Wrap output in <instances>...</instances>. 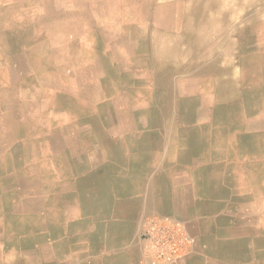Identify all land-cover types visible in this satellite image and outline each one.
<instances>
[{
  "label": "bare ground",
  "instance_id": "1",
  "mask_svg": "<svg viewBox=\"0 0 264 264\" xmlns=\"http://www.w3.org/2000/svg\"><path fill=\"white\" fill-rule=\"evenodd\" d=\"M219 2L0 0V186H13L16 197L15 209L3 216L0 206V221L13 231L3 237L0 264H77L74 257L80 261L83 253L102 248L105 242L90 235L87 224L58 220L88 211L83 195L108 186L103 160L121 155L139 158L127 164L131 173H146L150 157L168 158L161 166L165 176L156 178L159 188L172 172L183 180L192 172L220 170L217 164L198 166L197 158L224 155L236 163L225 164L231 176L229 182L219 178L222 185L243 191L251 185L252 199L261 205L264 19L253 20L256 6L233 16ZM214 24L219 30L210 35ZM227 27L237 38L230 60L221 50L220 29ZM205 39L212 42L201 65L173 71L171 55L154 54V43L162 40L194 53ZM238 72L242 80L236 83ZM79 120L89 127L81 129ZM238 169L246 175L238 176ZM77 177L90 183L80 186ZM111 183L120 193L126 179L112 177ZM152 225L163 238L171 234L174 246L180 239L184 253L168 261V250L159 248L154 257L152 243L143 238ZM176 225L182 233L172 229ZM134 231L137 238L119 264H178L201 247L188 222L171 214L146 215ZM262 247L264 239L257 240L254 262L260 264Z\"/></svg>",
  "mask_w": 264,
  "mask_h": 264
},
{
  "label": "crops",
  "instance_id": "2",
  "mask_svg": "<svg viewBox=\"0 0 264 264\" xmlns=\"http://www.w3.org/2000/svg\"><path fill=\"white\" fill-rule=\"evenodd\" d=\"M2 13L0 12V14ZM201 47L202 45L198 44V49ZM186 48H190V46ZM203 60L205 61L202 55L196 58L195 53L191 54L190 52L184 58V66L189 63L201 65ZM171 61L170 64H175L173 57ZM219 64L224 63L220 62ZM258 108L264 110V108ZM204 154L197 158L202 161L198 166L217 164L221 167L220 170L205 169V172H192L191 174V169H188L186 171H189L190 176L183 180H179L180 174L172 172L169 176L171 179L165 181V188H159L156 178L165 176L161 166L162 162L168 158L150 157L146 165L148 168L146 173L143 171L129 172L127 164L132 165L139 161V158L131 154L104 159L102 164L109 167V170L103 174L104 180H108L107 189L93 195L83 192V194L85 193L83 197L85 196L90 202L88 211L75 217L62 218L58 222L87 224L86 230L90 232V235L105 243L102 248L83 253L86 255L80 261L74 257L72 262L77 264L79 262L83 264H119L118 262L124 257V250L126 253L130 242L137 238V230L134 231V228L139 227L141 219L146 215L159 213L185 219L191 234L196 236L201 243L200 250L190 253L178 264H260L263 260L254 262L255 252H260V249H255L254 246L257 240L264 239V187L261 189L263 192L259 194L261 196L263 193L259 197L262 206H258L254 203L253 196L256 191L251 185H247L248 191H243L241 188L234 189L229 184L223 186L219 180L224 176L229 182L231 172L228 167H225V164L236 163V161L229 160L224 155L215 157L211 152ZM222 154H226V151ZM169 160H172V163L176 161L172 157ZM236 174L240 177L246 175L244 170L239 169ZM106 177L126 179V186L121 189L120 193H117L116 187H112L111 178ZM77 179L80 186L90 183L89 179H85V177H77ZM81 191L77 192L76 196H79ZM13 193L15 194L13 186H0L2 216L5 211L15 209L16 197ZM239 199L243 201L240 202ZM195 202H197V206ZM143 206L145 209L142 208ZM38 213L44 212L40 209ZM0 224L3 229L0 228V233H2L0 234V246H2L5 242L3 237L13 234V231H6L7 226L2 219ZM27 231L28 229L25 230V232ZM262 248L264 249V247ZM15 253L18 254V251H14Z\"/></svg>",
  "mask_w": 264,
  "mask_h": 264
},
{
  "label": "rangeland",
  "instance_id": "3",
  "mask_svg": "<svg viewBox=\"0 0 264 264\" xmlns=\"http://www.w3.org/2000/svg\"><path fill=\"white\" fill-rule=\"evenodd\" d=\"M219 1H220L219 2L220 7L223 10L231 11L233 16H235V14H239V16H243L248 11H250L252 6H256L255 7L256 10L252 12L254 14L253 20L264 19V10L262 9V4H264V0H219ZM74 9H79V6H75ZM234 10H236V11H234ZM109 18H111V16ZM211 21H213V20H211ZM232 21L233 22L231 24H234V19ZM244 23H246V22L244 20H242V23H240L239 26L244 25ZM211 25L213 26V23ZM215 25L216 24H214V26ZM218 25L220 26V24H218ZM218 25H216L215 27H210V31H211L210 35L217 34V31L219 30V28H216V27ZM220 30L222 32V37H223L222 40H224L223 42L225 43V46L223 48H221L222 56L225 59L230 60L233 57L232 56L233 52H234L233 48H234L235 44L237 43V42H235V40L237 38L232 36L233 32H231L230 27L220 29ZM219 39H220V37H219ZM164 41H166V40H162V42L154 43V45H153L154 54L155 55H157V54L171 55V57H173L175 60V62H174L175 64L172 65V70L176 71L177 69H180L182 66L185 65L184 64V58L186 56H188V54L190 53V50L188 48H186V46H184V44H181L179 42H177V44H176L172 40H167L166 42H164ZM210 42H212V40L205 39L201 43V45H203V47L201 49H197L194 51L195 56L197 57V55H198V57H199L200 55H203V53L205 52L204 51L205 48L208 47L209 44H211ZM194 53H191V54H194ZM179 63H181V64H179ZM241 75H242L241 72H238L233 76V79L236 82H241V80H242ZM78 122H79V127L81 129H84V128L87 129L88 128V123L87 122L85 123L84 120H79ZM217 131H218L217 133H220L219 129H217ZM15 140L18 141V139H15ZM138 264H142L141 260L138 261Z\"/></svg>",
  "mask_w": 264,
  "mask_h": 264
},
{
  "label": "built area",
  "instance_id": "4",
  "mask_svg": "<svg viewBox=\"0 0 264 264\" xmlns=\"http://www.w3.org/2000/svg\"><path fill=\"white\" fill-rule=\"evenodd\" d=\"M154 222L156 223V221ZM172 229L178 230L180 233H182L179 226L177 225L174 226ZM149 232H150V236H148ZM159 233L160 232L155 229L154 225H152L148 228L147 233H145L143 236L145 240L149 239V241L152 243L153 250H154V257L158 258L161 255L159 248H166L168 250V254L164 258L165 260H168V261L174 258L176 259L177 257L181 256L184 253L182 248L179 249L177 247L181 245L180 239H177L176 241V244L178 245L174 246V244H172L171 234H168L165 238H163L162 236L158 235Z\"/></svg>",
  "mask_w": 264,
  "mask_h": 264
}]
</instances>
